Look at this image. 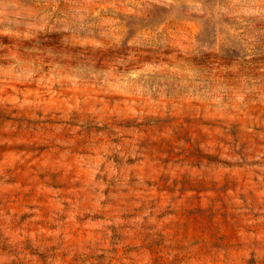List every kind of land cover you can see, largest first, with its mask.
Here are the masks:
<instances>
[{
    "label": "rangeland",
    "instance_id": "obj_1",
    "mask_svg": "<svg viewBox=\"0 0 264 264\" xmlns=\"http://www.w3.org/2000/svg\"><path fill=\"white\" fill-rule=\"evenodd\" d=\"M0 264H264V0H0Z\"/></svg>",
    "mask_w": 264,
    "mask_h": 264
}]
</instances>
